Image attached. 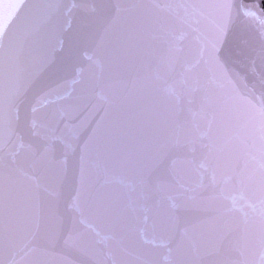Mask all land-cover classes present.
Masks as SVG:
<instances>
[{
    "label": "water",
    "instance_id": "obj_1",
    "mask_svg": "<svg viewBox=\"0 0 264 264\" xmlns=\"http://www.w3.org/2000/svg\"><path fill=\"white\" fill-rule=\"evenodd\" d=\"M0 264H264V0H0Z\"/></svg>",
    "mask_w": 264,
    "mask_h": 264
}]
</instances>
